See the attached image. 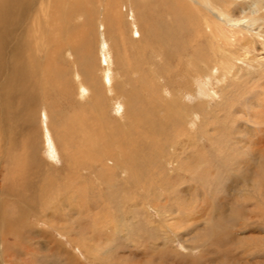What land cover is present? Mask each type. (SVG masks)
Listing matches in <instances>:
<instances>
[{"label":"rangeland","instance_id":"1","mask_svg":"<svg viewBox=\"0 0 264 264\" xmlns=\"http://www.w3.org/2000/svg\"><path fill=\"white\" fill-rule=\"evenodd\" d=\"M189 2L81 0V16L62 5L77 17L59 21L74 47L54 58L60 88L41 89L3 148L14 194L0 211L15 208L0 264H264V9L242 15L261 16L263 36L213 34ZM84 128L99 153L76 162Z\"/></svg>","mask_w":264,"mask_h":264},{"label":"bare ground","instance_id":"2","mask_svg":"<svg viewBox=\"0 0 264 264\" xmlns=\"http://www.w3.org/2000/svg\"><path fill=\"white\" fill-rule=\"evenodd\" d=\"M35 1L36 0H0V166H1L0 170L1 171L3 167L1 165V161L3 160L6 161V159H8L6 158V156H4L5 155L3 149L4 145L7 146V148L9 145L8 151L9 150L13 151L14 149L13 147H16L17 144L12 141L11 139L12 137L10 136L13 134L18 135L20 131V119L23 116L30 117V112L34 111L37 108V101L39 99L38 96L42 94L40 93L41 89H43L44 93L46 94L45 89L49 87H53V89L60 88L58 82L56 84L52 83L54 80H56V77H58L56 76V74L57 71L60 69L58 68L59 66L57 65L54 58L56 57L57 50H59L60 53L61 52L64 53L68 51H73L74 48L71 47L70 45L67 48H64L62 46V42L64 40L63 37H65V31H64L65 26H63L61 22L59 23L60 18L66 19L68 17L67 15H69V12H70V17L72 15L74 17H77L79 14L81 16L84 11V8L82 9L81 7L82 3L79 4L81 0H70L68 4L66 3L64 4L65 0H57L58 2L54 0L55 5H61V7L53 6L52 5L53 0H49L48 1L49 8H47V11L48 9L50 10V8H52L51 11H49V13L45 11L44 7L41 8L40 6V9L38 8V2H39L38 0L36 1V6H35ZM189 1L192 2V3L189 2V7L192 10L195 7L199 12H202L203 15L202 18L206 21V25L210 33L214 34L216 31L220 29V27L222 28L232 27V28H243L245 30H248L249 32L252 33L253 36L256 37L263 36L262 32L259 31L262 29V26L259 23L261 20L260 19L261 16L260 18H257L255 16L251 17L246 14L242 16L245 13V10L247 9L249 2L251 1L254 4H256V6L259 8V11L263 10L264 8H262L261 6L262 0H189ZM62 5L63 6L67 5L69 8H73L74 5H76L77 7L76 9L78 11V14L76 13L77 16L75 15L74 12L75 8L72 9V13L70 9L66 10V8H64L62 14V10H61L63 8ZM114 5L115 4H113V6ZM180 8H183V5H180ZM33 9H34L33 15H31ZM43 15L45 17L44 22H42L43 20L41 18ZM222 16H225L228 22L226 20L222 22ZM67 24L69 26V32H70V30H72L71 26L74 23H72L70 20H67ZM222 34L223 37L229 39L230 36L226 35L225 31H222ZM211 37L212 39H214V36ZM105 38L106 37H104V44H106ZM104 46L105 45H103V47ZM75 47L77 46L75 45ZM249 49H250L249 42L242 45V50L246 52L245 55H247V52L250 51ZM226 54H224V56L226 55L227 58L235 57L234 56L235 52L233 51L229 50L228 53ZM213 71L214 69L209 68L207 73L205 72L204 77L210 78L211 77L210 74L212 75L211 72ZM40 75H42L41 78L43 81L42 84L37 79V76ZM45 85L47 87H45ZM56 85L58 86L55 87ZM80 91L82 92L81 86H80ZM256 105L261 106L260 103H257ZM78 118L79 115H76L73 118V121L76 124ZM88 128L91 131H95L97 129L95 125H88ZM77 132L79 134L80 141L82 140L80 145H82L84 151L78 149L79 154L74 153L73 156L77 158L75 161L76 162L79 161V158H85L86 160H89L88 155L90 153L88 155L85 154L88 148H90L92 153L97 156L98 155L97 153H99L98 152L99 148L96 146V144L92 143V135L89 134L85 128L81 129V132H79L78 130ZM78 148H80V146ZM101 153L103 155L105 154L106 157L112 156L105 148L104 150L101 151ZM98 157L102 158L101 155ZM18 178H20V176L16 178L18 184L16 192L17 191L19 193L21 192V194L18 195L17 200L20 201L22 204H27L30 211L31 210L35 211L37 208H35L34 206L35 203L33 202V199L35 200L36 197L33 196L31 198H25L26 191L22 190V181L19 179V183H18ZM4 181L6 180L2 179V182H0L1 200L4 196H7L5 194H7L8 192H10V190H12L11 186L9 185L10 187L9 188ZM27 186L29 188L31 187V191L34 192L33 185L28 183ZM12 193L14 194L13 190ZM4 204L6 205V207L3 209L4 213L0 211V213H2L0 214V225H3V220L6 218V214L8 212L6 209L12 208L14 210L15 208L13 204H11V207L10 205L7 207L8 204L7 202H5ZM15 221L16 220H14V222Z\"/></svg>","mask_w":264,"mask_h":264}]
</instances>
